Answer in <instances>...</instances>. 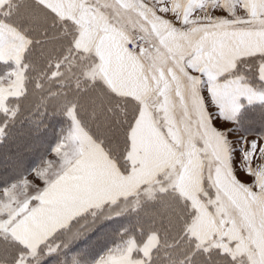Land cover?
<instances>
[{"label":"snow or ice","instance_id":"snow-or-ice-1","mask_svg":"<svg viewBox=\"0 0 264 264\" xmlns=\"http://www.w3.org/2000/svg\"><path fill=\"white\" fill-rule=\"evenodd\" d=\"M0 264H264V0H0Z\"/></svg>","mask_w":264,"mask_h":264}]
</instances>
